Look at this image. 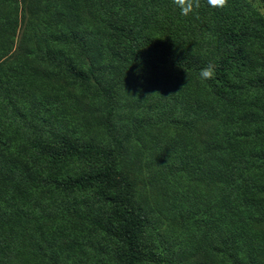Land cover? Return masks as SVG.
Masks as SVG:
<instances>
[{"label": "trees", "instance_id": "obj_1", "mask_svg": "<svg viewBox=\"0 0 264 264\" xmlns=\"http://www.w3.org/2000/svg\"><path fill=\"white\" fill-rule=\"evenodd\" d=\"M0 264H264V0H0Z\"/></svg>", "mask_w": 264, "mask_h": 264}, {"label": "rangeland", "instance_id": "obj_2", "mask_svg": "<svg viewBox=\"0 0 264 264\" xmlns=\"http://www.w3.org/2000/svg\"><path fill=\"white\" fill-rule=\"evenodd\" d=\"M134 125H130V131L133 133ZM141 144L138 147L134 145V149L127 152L126 163H133V172L137 175V186L142 187V182H146L150 176L154 175V171L159 166L164 157L159 156V160L150 156L153 143L150 142V138L147 134H143L141 138ZM164 156V155H162Z\"/></svg>", "mask_w": 264, "mask_h": 264}, {"label": "clouds", "instance_id": "obj_3", "mask_svg": "<svg viewBox=\"0 0 264 264\" xmlns=\"http://www.w3.org/2000/svg\"><path fill=\"white\" fill-rule=\"evenodd\" d=\"M204 3H206L207 6L213 8H224L227 6V0H204ZM173 4L180 10L181 15L188 16L200 9V7L202 6V0H173ZM216 68V64L209 63L206 67L200 70L198 74L199 78L203 81L214 79ZM155 94L158 93H154L152 95Z\"/></svg>", "mask_w": 264, "mask_h": 264}]
</instances>
